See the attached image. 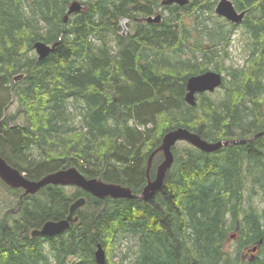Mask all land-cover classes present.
Instances as JSON below:
<instances>
[{"label": "trees", "instance_id": "obj_1", "mask_svg": "<svg viewBox=\"0 0 264 264\" xmlns=\"http://www.w3.org/2000/svg\"><path fill=\"white\" fill-rule=\"evenodd\" d=\"M70 1L0 0V154L28 178L75 166L141 194L149 156L170 130L185 127L209 141L264 130V0H233L246 10L250 37L241 67H224L236 23L225 29L220 22L208 31L209 43L190 41L184 11H212L217 0L169 5L160 22L137 20L152 15L158 0H87L65 20ZM122 17L129 18L127 34ZM37 40L58 44L39 59ZM210 67L228 74L223 96L199 93L190 105L188 77ZM15 98L25 120L12 125ZM68 99L81 100V124L64 129ZM173 152L164 185L149 199L100 198L78 186L68 193L58 184L26 194L0 178L17 198L0 216V264H99V243L106 264H264V210L251 201L264 193V134L213 152L177 143ZM163 158L162 151L154 156L152 178ZM79 197L87 201L70 229L32 235L46 221L65 218ZM233 234L234 256L227 245ZM260 239L261 253L242 262V251Z\"/></svg>", "mask_w": 264, "mask_h": 264}, {"label": "water", "instance_id": "obj_2", "mask_svg": "<svg viewBox=\"0 0 264 264\" xmlns=\"http://www.w3.org/2000/svg\"><path fill=\"white\" fill-rule=\"evenodd\" d=\"M161 2L163 5L178 4L180 6H184L188 4L190 0H162ZM82 8L83 4L81 3V1L73 0L68 7L65 20H68L70 14L79 12L80 10H82ZM216 11L227 20L236 24L242 23L246 16V10H238L233 0H219L216 6ZM161 20L162 14L160 13L155 16L150 15L146 17L147 22H160ZM57 44V42L50 44L43 40H37L34 42L33 46L38 54L39 59H43L50 55L51 52H53ZM21 77L22 75H18L16 76V79ZM223 81V73L212 69H208L201 73L191 75L190 77H188L186 83V102L190 105H196L197 95L199 93L214 92L223 84ZM263 134L264 130L248 139L235 138L228 140L209 141L203 138L199 133L191 131L185 127L172 129L164 135L160 146L155 149L149 156L147 168L148 181L144 186L141 194L133 193L130 187L122 185L120 183L106 182L98 177H87L75 166L59 169L57 171L48 173L39 179H30L24 172L9 164L1 154L0 178L3 179L11 187H22L26 194H35L46 185L58 184L75 185L100 198L110 196L113 198L142 197L144 199H149L164 185L167 172L175 161L173 146H175L179 141H187L203 151L213 152L221 149L224 145H228L230 143H246L248 140L257 138L258 136ZM159 151L163 152L164 158L157 167L155 177L152 178L150 175V170L152 167L153 158ZM86 201L87 200L85 197L77 198L70 205L69 213L65 218L46 221L40 228H35L32 231V235L56 236L67 231L68 229H70L72 223L79 220V216L75 215V213L78 208H81L86 204ZM235 236L236 234L232 235V237ZM262 242L263 239H260L255 246L250 248V250L253 252L257 251ZM95 259L99 264L107 263L106 249L101 243L98 244V247L95 250Z\"/></svg>", "mask_w": 264, "mask_h": 264}, {"label": "rangeland", "instance_id": "obj_3", "mask_svg": "<svg viewBox=\"0 0 264 264\" xmlns=\"http://www.w3.org/2000/svg\"><path fill=\"white\" fill-rule=\"evenodd\" d=\"M73 0L70 1V3ZM83 4V6H86V1L87 0H79ZM162 0H158L159 5L156 6L155 12L152 14L153 16L157 14H162V17H168L170 15L169 11V5H163ZM219 0L216 1V4L213 7L212 11L209 10H198L196 7H193L189 12L184 11V22L186 24V27L190 30L191 32V42H197L200 41L201 39H205V42L209 43L207 40V35L208 31L216 27L220 22L224 24L225 29L231 28V22L228 21L225 17L222 15L218 14L216 11V6ZM70 3L67 5L69 7ZM199 12V13H198ZM75 14V13H73ZM72 14V15H73ZM146 17H138V21H145L146 22ZM227 23V24H226ZM120 25L122 26L121 31L124 34H127L131 31V27L129 25V18L122 17L120 19ZM201 37V38H200ZM250 37L249 33L246 31L245 26L243 23L236 24L232 28V32L230 33V40L229 44L227 45V50H228V55L225 58L224 61V67H241L246 63L247 56L250 52ZM218 49L222 50L226 45L224 44V41H220L218 43ZM193 48V45L188 46L186 49V55L189 56L191 54V50ZM220 50V51H221ZM199 54L201 53L200 50H195ZM188 52V53H187ZM34 53H37L34 50ZM185 56V55H184ZM219 59V58H218ZM209 69L214 70L213 67H210ZM225 77H228V74L226 71L222 72ZM224 94V87H219L216 89L214 92L210 93V95L213 98H216L217 100L220 99ZM198 100H201L198 97ZM67 111H66V116L67 119L62 120L64 124V129L73 127V126H79L81 124V100H76V99H68L67 102ZM8 114L11 116V124L14 125L15 123H23L25 120L24 114H21L19 111V103L18 99L15 98L13 101V104L10 106L8 109ZM187 141H179L178 144L183 146ZM250 185V182L248 183ZM68 193H72L76 191V186L73 185H63ZM22 188V187H21ZM23 189V188H22ZM264 194V193H263ZM261 194V191L255 192L252 197L251 201L256 204L257 208L260 211L264 210V195ZM17 202V198L14 197L13 193L3 184V182L0 180V216H4L9 209L14 205L13 203ZM18 214H15L14 216L10 217V221H13L14 218H16ZM238 244V238L236 237H230L228 240V249L231 251L232 255L234 256L236 253V247ZM126 248V245L123 244L121 246L117 247V250L115 251V255H113V258L115 260H118V258L124 253V250ZM248 247H246L242 251V262L245 261H251L254 258L257 257L261 253V249H259L255 255H253V258L251 255H245L246 252L248 251ZM129 259V258H128ZM71 261H76V257H72ZM127 264V263H126Z\"/></svg>", "mask_w": 264, "mask_h": 264}, {"label": "flooded vegetation", "instance_id": "obj_4", "mask_svg": "<svg viewBox=\"0 0 264 264\" xmlns=\"http://www.w3.org/2000/svg\"><path fill=\"white\" fill-rule=\"evenodd\" d=\"M42 236H44V237H46L47 235H42ZM50 237V236H49ZM250 250V248L248 249V251ZM258 250H259V248H258ZM257 250V251H258ZM257 251H255V252H253V251H249V252H246V254L245 255H251V257L253 258V255H255V253L257 252Z\"/></svg>", "mask_w": 264, "mask_h": 264}, {"label": "bare ground", "instance_id": "obj_5", "mask_svg": "<svg viewBox=\"0 0 264 264\" xmlns=\"http://www.w3.org/2000/svg\"><path fill=\"white\" fill-rule=\"evenodd\" d=\"M159 165V164H158Z\"/></svg>", "mask_w": 264, "mask_h": 264}]
</instances>
